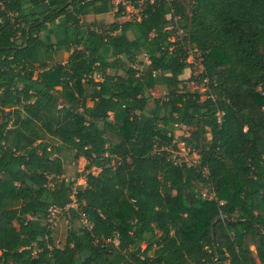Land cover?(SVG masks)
Masks as SVG:
<instances>
[{"label":"trees","instance_id":"trees-1","mask_svg":"<svg viewBox=\"0 0 264 264\" xmlns=\"http://www.w3.org/2000/svg\"><path fill=\"white\" fill-rule=\"evenodd\" d=\"M115 9L0 0V264H264V0H154L135 19H87ZM61 17L67 37L42 40ZM195 49L205 96L182 78ZM56 50L70 55L50 65ZM182 127L191 167L155 151L178 149ZM64 146L88 161L85 185L65 177ZM54 210L71 222L62 244Z\"/></svg>","mask_w":264,"mask_h":264},{"label":"rangeland","instance_id":"rangeland-1","mask_svg":"<svg viewBox=\"0 0 264 264\" xmlns=\"http://www.w3.org/2000/svg\"><path fill=\"white\" fill-rule=\"evenodd\" d=\"M185 1H187V0H185ZM115 14H116V9L113 12H110V13H107L104 15H100V16L90 15L87 17V19L89 21L100 20V21H105L107 23H111L115 20H119V21L124 20L123 17L116 18ZM68 55H69V53L66 51H63V50L57 51L55 54V58L50 63V65L65 63V61L68 58ZM141 58L146 62V60H147L146 56L143 55V56H141ZM202 70H203V68L201 67L200 53L193 50V52H192V65L190 68H187L185 70V73L182 76V78L187 80V85H188L190 90L199 92L201 94H204V96H205V93L207 91V87L205 86V84L203 82L198 80V77L202 74ZM165 92H166V89L164 86H157L155 89L152 90V94L156 97H160V96L164 95ZM190 132H191V129H189L187 127H182L180 129H178V131H177V136H178L177 138L180 140V138L183 136L188 137L189 134H191ZM53 143H55L56 145H60V142H57V141H53ZM185 144L187 146L186 147L187 150H189V148L192 149L190 144H188L187 142ZM182 145H183V142L180 141L178 143V148ZM61 149H62L61 150V156L64 159V165H65V169H66L65 177L69 180L75 179L77 181V184L85 183L86 182L85 166L88 164V161H86L84 163L82 158L74 160L73 159V151L66 148L65 146L61 147ZM195 154H196V152L190 153L187 157L192 162H197L198 157H195ZM179 155L182 156L181 154H179ZM203 191H207V189L203 188ZM63 216H64V213H62V211L58 210V211L52 212L51 219L54 222L59 221V223H64V227L67 230V228H69V226H71V222L64 220ZM76 224H78V222ZM143 247H144V245H143Z\"/></svg>","mask_w":264,"mask_h":264},{"label":"built area","instance_id":"built-area-1","mask_svg":"<svg viewBox=\"0 0 264 264\" xmlns=\"http://www.w3.org/2000/svg\"><path fill=\"white\" fill-rule=\"evenodd\" d=\"M114 6L116 9H119L120 6H123L124 7V11H123V19L124 20H129V19H135V18H138L140 16V12L143 8V6L147 3V2H154V0H112ZM171 18V16H169ZM174 20L177 21L178 18L177 17H174ZM178 37H182L183 36V31L182 30H178ZM196 52H199L197 49H195ZM192 52H190L189 56H188V59L187 61L192 64ZM200 53V52H199ZM201 56V55H200ZM146 63H150V61L147 59L146 60ZM135 68L139 69V70H143L144 66L142 64H136L134 66ZM201 67L203 68L202 72L204 71V65H203V57H201ZM205 86L207 87V91L206 92H209V84H210V80L209 78H204L203 81H202ZM218 119H219V122L222 121V116H223V112H218ZM176 139H178L177 137V131H176ZM181 140H179L180 142ZM178 142V143H179ZM183 142V145L180 146L178 149H173L172 145H164V146H156V149L155 151H158V150H166V151H169L171 152V160L172 162L175 164V165H179V166H183V165H186L188 167H191V166H194V165H197L198 162H199V155L196 153L195 154V157H198V161L197 162H192L187 156L190 154V153H195V151H193V149H190L187 150V146H186V142L185 141H181ZM176 150V151H175ZM184 153H182V152ZM179 154H181L182 156H180ZM93 170V173H98L99 172V169L98 168H92ZM74 181V180H72ZM77 184V183H76ZM76 192V191H75ZM75 192H74V195H73V201L71 204H69L68 207H77V203H76V198H75ZM202 195L203 197H209L210 195L211 196H214L215 193H211L209 194L208 192L206 191H203L202 192ZM81 221H82V224H84L85 226L87 227H91L92 224L91 222L88 220V218L86 217L85 214H82V218H81ZM57 222H54L52 221L51 222V227L56 225Z\"/></svg>","mask_w":264,"mask_h":264},{"label":"crops","instance_id":"crops-1","mask_svg":"<svg viewBox=\"0 0 264 264\" xmlns=\"http://www.w3.org/2000/svg\"><path fill=\"white\" fill-rule=\"evenodd\" d=\"M97 16H100V15H97ZM73 32H74V30H73ZM76 33L82 34L83 36H85V31L76 32ZM67 34H68V24L65 21V19L63 17H61V18L57 19L55 22L45 25L43 27V30H42L40 36H41L42 40L48 42L49 44H56L59 41L66 38ZM57 51H60V50H56L54 52V58H55V54ZM68 53L70 55V52H68ZM69 55H68V57H69ZM67 60H68V58H67ZM81 158L83 159L84 163L87 161L84 157H81ZM85 183H83V184L85 185ZM54 211H56V210H54ZM50 221L52 222V219H50ZM51 228H52V238H53L54 242L56 244H62L65 241V237H66V228L64 227V223H59V221H57L56 225L52 226Z\"/></svg>","mask_w":264,"mask_h":264}]
</instances>
